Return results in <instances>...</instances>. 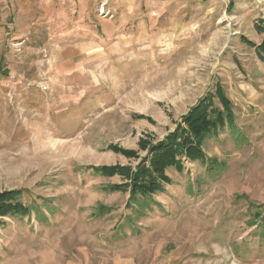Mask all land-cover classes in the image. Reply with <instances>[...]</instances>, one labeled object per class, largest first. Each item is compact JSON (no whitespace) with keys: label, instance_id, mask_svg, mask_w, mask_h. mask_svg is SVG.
<instances>
[{"label":"rangeland","instance_id":"rangeland-1","mask_svg":"<svg viewBox=\"0 0 264 264\" xmlns=\"http://www.w3.org/2000/svg\"><path fill=\"white\" fill-rule=\"evenodd\" d=\"M189 1L0 0V192L34 208L1 218L0 264H264V61L242 38L263 41L264 0ZM219 88L234 123L208 160L131 201L118 186Z\"/></svg>","mask_w":264,"mask_h":264},{"label":"trees","instance_id":"trees-1","mask_svg":"<svg viewBox=\"0 0 264 264\" xmlns=\"http://www.w3.org/2000/svg\"><path fill=\"white\" fill-rule=\"evenodd\" d=\"M232 5L233 3L230 4V6ZM255 29L259 33H264V26L260 24V21L255 23ZM242 38L256 47L258 56L264 61V39L257 45L246 39V37ZM217 91L223 109L215 106L212 95L204 97L184 116L183 119L187 123L188 129L179 127L178 131L171 133L165 140L152 145L150 165L140 164L136 172L131 174V181L118 186L120 189L131 187V201L140 205L142 204L140 198L152 197L158 192L164 191L166 186L172 183L166 174V170L174 167L181 171L184 168V158L190 162H205L208 160L203 149L205 141L218 134L227 125L234 123L231 102L221 88ZM114 150L124 152V150L117 147ZM127 168L116 165L95 167L94 170L103 175H125L131 173L130 169ZM22 196L21 190L0 192V222L1 218L7 216L32 213L34 208L31 205L24 204L21 200ZM99 209L101 213L105 212L104 207L100 206ZM35 210L37 209L35 208ZM248 212L249 214L253 213L255 216L256 221L253 225L257 226L256 233L264 236V205L259 207L258 205H251ZM38 218L39 221L43 222L48 216L46 213L39 212Z\"/></svg>","mask_w":264,"mask_h":264},{"label":"crops","instance_id":"crops-1","mask_svg":"<svg viewBox=\"0 0 264 264\" xmlns=\"http://www.w3.org/2000/svg\"><path fill=\"white\" fill-rule=\"evenodd\" d=\"M195 0H191V2H194ZM189 0H162V4L161 5H157L154 8L153 11H180L181 9H189ZM147 3V0H139V10H141L143 8V10L146 11V8L144 6V4ZM151 2L149 1V4ZM183 3L186 4V7H183ZM242 4V1L240 2ZM184 4V5H185ZM135 4H132V9L136 10L134 8ZM152 7V5H150ZM185 10V9H184ZM152 11V10H151ZM186 11V10H185Z\"/></svg>","mask_w":264,"mask_h":264},{"label":"built area","instance_id":"built-area-1","mask_svg":"<svg viewBox=\"0 0 264 264\" xmlns=\"http://www.w3.org/2000/svg\"><path fill=\"white\" fill-rule=\"evenodd\" d=\"M225 2L226 5L232 4L237 0H223Z\"/></svg>","mask_w":264,"mask_h":264}]
</instances>
